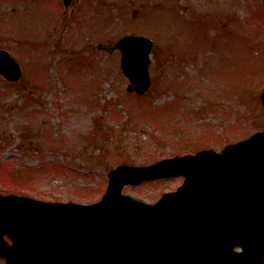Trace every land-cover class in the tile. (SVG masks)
<instances>
[{"label":"rangeland","instance_id":"374dc122","mask_svg":"<svg viewBox=\"0 0 264 264\" xmlns=\"http://www.w3.org/2000/svg\"><path fill=\"white\" fill-rule=\"evenodd\" d=\"M127 33L155 40L139 97L120 53L98 49ZM0 47L22 67L18 81L0 75V193L92 203L118 164L220 151L264 129L263 0H0ZM182 181L124 193L155 202Z\"/></svg>","mask_w":264,"mask_h":264},{"label":"water","instance_id":"95a60500","mask_svg":"<svg viewBox=\"0 0 264 264\" xmlns=\"http://www.w3.org/2000/svg\"><path fill=\"white\" fill-rule=\"evenodd\" d=\"M153 46L151 38L134 34L99 44L121 50L128 91L139 94L151 85ZM0 74L12 81L22 75L4 49ZM174 175H184V183L156 203L123 193L127 184ZM258 225L264 226V131L221 153L209 149L148 166L120 165L92 204L0 195V257L10 264H264ZM238 245L242 251L234 250Z\"/></svg>","mask_w":264,"mask_h":264},{"label":"flooded vegetation","instance_id":"af4514ba","mask_svg":"<svg viewBox=\"0 0 264 264\" xmlns=\"http://www.w3.org/2000/svg\"><path fill=\"white\" fill-rule=\"evenodd\" d=\"M4 261V260H3ZM243 264H252L254 261L253 260H243ZM5 262V261H4Z\"/></svg>","mask_w":264,"mask_h":264}]
</instances>
